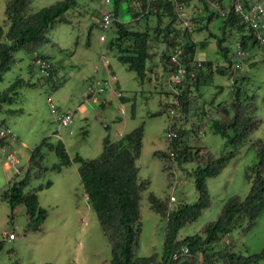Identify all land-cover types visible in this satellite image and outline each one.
<instances>
[{
	"label": "rangeland",
	"instance_id": "rangeland-1",
	"mask_svg": "<svg viewBox=\"0 0 264 264\" xmlns=\"http://www.w3.org/2000/svg\"><path fill=\"white\" fill-rule=\"evenodd\" d=\"M7 1L0 0V23L6 19ZM31 1L33 10H40L59 0ZM79 1L81 9L68 12L71 23H57L48 33V43L34 52L20 50L16 53L18 61L4 74V79L0 81V92L13 84L17 78L31 79L33 82L42 78L36 69L32 75L29 72V64H32L38 53L53 58L57 66V80L60 83L56 82L55 86L54 83L43 82L36 87L20 88V100L5 105L0 111V120H4L19 138L13 143V150L20 159L16 164L17 168L26 164L32 151L44 140L49 145L63 142L71 158L80 155L85 159H95L103 152L105 137L110 136L112 141H117L123 134L143 126V146L136 164L140 170L139 176L150 181V188L142 194L141 199L142 227L137 254L140 257L153 254L161 257L166 224L159 214L151 210L149 195L164 199L174 194L177 201L173 206L196 203L199 194L193 177L187 173L196 168V163L190 161L183 164L182 168L177 166L174 176L176 184L175 178L165 172V163L158 153L167 149L166 136L171 125V119L164 111L167 98L161 93L162 89L154 82V78L153 82L146 80L144 84L141 83L135 72L128 70L113 53L107 51L108 41L104 44L101 42L102 30L95 13L97 10L100 12L103 0ZM111 8L113 9L112 5ZM125 9L126 6L123 5L122 10ZM207 15L208 13H205L197 25H208V29L194 31V39H206L211 42L209 48L203 49L205 55L202 50L198 53L213 61L217 68L227 62L219 52L217 42L209 38V34L215 33L223 37L222 18L215 17L208 23ZM123 19L128 23L131 22L132 16L125 14ZM111 35L108 34V40ZM227 36L229 40L225 44L235 61L237 44L235 38L230 34ZM102 52L105 54V60L110 63V70L117 77L118 84L104 93H98L95 97L97 102H87L85 94L89 85L88 78L97 76L102 79L108 76V69L101 60ZM243 64L242 77L245 79H240L242 82L239 85L244 95L254 97V121L256 124L260 121L259 128L250 134V140L239 148L236 156L221 173L207 180L211 205L203 210L195 222L180 230V239L202 234L209 223L219 218L230 198L238 196L245 199L251 190L252 180L248 176L252 175V172L249 168L258 162L257 148L253 143L264 139V51L256 48L248 52ZM152 68L154 71L153 63ZM163 77H166L164 73ZM118 86L121 88L119 91ZM119 92L126 97V102L121 100ZM233 93L229 76L215 73L201 88L200 96L193 99L194 108L199 104V107L205 106L209 111L212 106L222 103L227 105L234 100ZM48 98L64 110H76L74 121L69 127H60L54 121ZM80 107L85 108L82 110ZM9 109H22L23 112L11 114ZM194 111L202 115L198 107ZM218 114V110L214 109L209 116ZM194 116L193 112V120ZM197 135L191 141L194 148H207L216 156L231 150L223 137L210 130L208 123ZM20 140H25L28 146H21ZM49 145L42 148V165L47 170L46 174L41 178H33L25 189L28 192L52 182L50 188L39 192V204L47 210V218L41 230L27 233L29 216L25 206L17 207L13 213L8 202L0 200V240L6 241L0 254V264H110L112 247L100 226L96 212L88 204L79 165L73 163L64 167L61 172L53 171V166L58 164L60 159ZM2 161L4 163L0 147V188L22 178L24 174L23 168L19 174L14 169L5 171ZM77 198L79 206L76 204ZM247 223L245 220L243 225L233 230L221 244L230 242L232 250L244 256L261 252L264 249V208L252 226ZM4 233L14 234L16 240L6 239ZM259 264H264V260Z\"/></svg>",
	"mask_w": 264,
	"mask_h": 264
},
{
	"label": "trees",
	"instance_id": "trees-1",
	"mask_svg": "<svg viewBox=\"0 0 264 264\" xmlns=\"http://www.w3.org/2000/svg\"><path fill=\"white\" fill-rule=\"evenodd\" d=\"M184 1L192 6L195 32L208 29V25H197L204 18L205 13H208V23L215 17L222 18L223 37L210 33L209 38L217 41L218 50L227 62L226 65L216 68L210 59L201 60V66L197 65V52L200 46H206L209 41L205 39L196 42L192 38L195 32L183 29L182 20L176 12L175 0H113L115 20L111 26V38L107 39L108 42L106 41L107 51L113 53L128 70L135 72L143 84L146 80H152V61L157 56L161 59L163 73L167 79L169 73L178 66L187 65L186 77L177 89L169 88L161 91L167 98L164 111L170 117L171 125L166 136L167 149L159 152L158 155L164 161V170L170 174V177H174L173 170L175 171L177 166L182 168L183 164L190 161L196 163V168L187 173L194 179L199 198L194 204L181 203L173 206L174 203L170 200L171 195L164 199L153 194L149 195L151 210L159 214L166 224L162 256L153 254L149 257H140L137 254L142 227L141 199L142 194L150 188V181L139 176L140 170L136 164L143 146V126L123 134L117 141H112L110 136L105 137L103 152L95 159H85L80 155L71 158L63 142L49 145L44 140L37 146L32 151L27 166L23 168V177L0 188V200L7 201L13 213L17 207L25 206L29 216L27 233L41 230L47 218V210L41 208L39 204V192L50 188L52 182L28 192L25 189L33 178H41L46 174L47 170L42 165L44 159L42 148L49 145L60 159V162L53 166V171L61 172L64 167L73 163L79 165L81 182L88 204L96 212L100 226L112 247L113 256L110 264H259L264 260V249L257 254L244 256L234 252L230 242L221 244V241L233 230L240 228L245 220L248 226H252L264 208V139L253 143L257 148L258 162L249 168L252 175L248 178L252 180V187L248 196L245 199L238 196L230 198L225 203L219 218L209 223L202 234L179 238L180 230L195 222L203 210L211 205L207 180L221 173L222 169L236 156L239 148L250 140V134L260 125V121L258 124L254 121L255 107L252 105L254 97L244 95L239 85L242 82L240 79H245L242 77V70L232 71L231 74L234 73L236 77L234 100L227 105L222 103L212 106L209 111L205 106L199 107L198 104L197 107L201 109L202 115L197 112L199 110L194 111L197 107L194 108L193 99L200 96L201 88L212 76L215 73L230 75L236 60L232 59L230 49L225 44L229 40L227 35L230 34L235 38V43L248 52L257 48L258 41L252 31H246L241 25L238 15L231 13L227 17H221L204 0ZM229 1L220 0L222 4ZM80 2L79 0H59L40 10H33L31 0H8L6 19L0 23V81L18 61L16 58L18 51L34 52L48 43L50 30L59 22L71 23L68 12L80 10L82 7ZM123 5L126 6L125 11L122 10ZM199 6L204 12L200 19L195 16L196 8ZM95 14L100 26L99 10ZM125 14L132 16L131 22L123 21ZM177 47L182 48V54L179 57V63H174L171 61V53ZM37 57H45L53 62L55 77L57 66L53 58L41 53H38L35 59ZM35 69L33 62L29 64L31 75ZM41 77L38 82L22 77L17 78L13 84L0 92V111L5 105L20 100V88L36 87L43 82L54 83L52 77ZM220 89L222 91V88ZM120 98L127 101L122 95ZM173 99H178L180 104L175 107V115L171 117L169 109L174 107ZM214 109L218 110L219 114L209 116ZM8 112L19 114L23 110L9 109ZM193 112L195 120L192 117ZM2 121L6 125L5 121ZM206 123L212 132L225 139L226 145L231 150L216 156L207 148L193 147L192 139L198 136V131L203 130ZM170 132L176 133L178 137H169ZM172 150L176 153L175 162L170 158ZM76 204L79 206V198ZM5 243V240H0V254ZM184 246L189 248V254L174 260V254Z\"/></svg>",
	"mask_w": 264,
	"mask_h": 264
},
{
	"label": "built area",
	"instance_id": "built-area-1",
	"mask_svg": "<svg viewBox=\"0 0 264 264\" xmlns=\"http://www.w3.org/2000/svg\"><path fill=\"white\" fill-rule=\"evenodd\" d=\"M113 0H103V5L100 9V29L102 30V35L100 37L101 42L104 44L108 39V34L111 32V26L113 21L115 20L114 10L111 8ZM176 1V12L179 18L182 20L183 29L189 32H193V13L191 12V6L187 5L184 0H175ZM201 0H197L199 2ZM210 8L219 14L221 17H227L229 14L233 13L234 15H238L241 19V25L245 27L246 31H252L254 35H256V39L258 41L257 48L264 51V0H230L227 5H224L220 2V0H204ZM235 58L236 61L233 64L232 70H230V83L231 90H234V85L236 81V77L232 71H240L243 69V59L247 56V50L243 49L241 45H237L236 47ZM101 60L104 63H108L105 60V54L102 52ZM182 54V48L177 47L174 52L171 53V61L174 63H179V57ZM197 65L201 66V60L197 59ZM33 63L36 66L38 72L45 77H52L53 82L56 84V77H54V65L53 62L45 57H37ZM187 65L181 64L172 72L169 73L167 84L168 87L172 90L177 89V87L184 81L186 77ZM114 77L112 80H102L98 77H94L92 81L88 85V90L86 94V101L96 102V95L98 93H104L108 88L111 87ZM115 81V80H114ZM120 96L121 93H118ZM49 104L50 112L53 115L54 121L58 123L60 127H69L74 121V113L72 111H63L58 108V106L52 101L51 98L47 99ZM172 103L174 107L169 109V115L173 117L175 115V107L179 106L180 102L178 99H173ZM202 135H204L202 133ZM171 138H177L178 135L174 132H170L168 134ZM16 136L12 129L6 126L2 120H0V147L2 150V157L4 160V164L8 169H14L16 173H22L20 167L17 168L16 164L19 163L20 159L16 155V152L13 150L12 142L15 141ZM176 153L175 150L170 152V158L175 162ZM173 173L175 171L173 170ZM175 176V175H174ZM175 184L177 183L176 177ZM179 183V182H178ZM170 200L172 203L177 201V198L174 194H171ZM6 239L14 240L16 236L14 234H6L4 233ZM189 254V248L184 246L180 251L174 254L173 259H179L183 256Z\"/></svg>",
	"mask_w": 264,
	"mask_h": 264
},
{
	"label": "crops",
	"instance_id": "crops-1",
	"mask_svg": "<svg viewBox=\"0 0 264 264\" xmlns=\"http://www.w3.org/2000/svg\"><path fill=\"white\" fill-rule=\"evenodd\" d=\"M224 3V2H223ZM228 4V2L227 3H224V5H227ZM191 9H192V6H191ZM203 14H204V12H203V8L201 7V6H199V7H197L196 8V11H195V16L196 17H201V16H203ZM200 19V18H199ZM203 19V18H202ZM202 33V32H201ZM200 33V35H202ZM194 34L195 33H193V36H192V38H193V40L194 41H196V42H201L202 40H200V38L199 39H194ZM215 34V33H214ZM210 35V34H209ZM213 40H215L214 38H212ZM216 41V40H215ZM217 42V41H216ZM211 44V42H209L206 46H204V47H202V46H200V48H199V50H202L203 51V49L205 50V49H207V48H209V45ZM199 50H198V52H199ZM197 52V55H196V58L197 59H200V60H207V58H206V56H200L199 55V53ZM202 54H204L205 55V52L203 51L202 52ZM157 60H158V62H157ZM153 66H155V69H154V71H153V73H152V75H151V77H152V80H151V82H153V78H154V82L158 85V87L160 88V89H162L161 91H164L165 89L166 90H168L169 89V87H168V84H167V76L164 78L163 77V69H162V63H161V59H160V57L159 56H157L153 61ZM105 66H106V68L108 69V76L107 77H103L102 78V80H112L113 79V77H114V80H113V82L114 83H112L111 84V87H113V86H115V85H117L118 84V80H117V77L114 75V73L113 72H111V70H110V63L108 62V63H105ZM58 73V72H57ZM58 74H56V82L57 83H59L58 82V80H57V78H58V76H57ZM97 77V76H96ZM89 80V82L88 83H90L92 80L91 79H93V77H89L88 78ZM119 87V88H118ZM117 87V90L118 89H121L120 88V86H118ZM158 87H157V89H158ZM221 90V89H220ZM119 91V90H118ZM117 91V92H118ZM120 93V92H119ZM86 95V94H85ZM98 100L96 99V102H97ZM87 102H92V101H87ZM92 103H94V102H92ZM58 108L59 109H63V108H61V107H59L58 106ZM82 110H84V108L85 107H80ZM64 110V109H63ZM64 111H72L73 113H74V117H75V114H76V110H71V109H65ZM83 112V111H82ZM6 123V122H5ZM7 125V124H6ZM8 126V125H7ZM16 136V135H15ZM58 136V135H57ZM18 137L16 136V139H15V141H13L12 142V147H13V143L14 142H16V141H18ZM20 145L21 146H23V147H26V146H28V144H27V142L25 141V140H20ZM30 159V158H29ZM29 159L27 160V162H26V164L23 166V167H26L27 166V164H28V161H29ZM2 163H3V161H2ZM3 168H4V170L5 171H8V170H12V169H8L7 168V166L3 163ZM14 240H16V239H14ZM13 240V241H14Z\"/></svg>",
	"mask_w": 264,
	"mask_h": 264
}]
</instances>
